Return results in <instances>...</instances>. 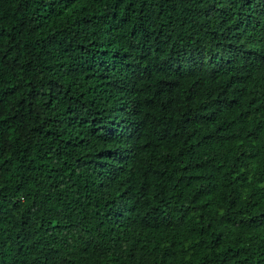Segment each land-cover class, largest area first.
<instances>
[{
    "label": "trees",
    "instance_id": "trees-1",
    "mask_svg": "<svg viewBox=\"0 0 264 264\" xmlns=\"http://www.w3.org/2000/svg\"><path fill=\"white\" fill-rule=\"evenodd\" d=\"M241 2L0 0V264H264Z\"/></svg>",
    "mask_w": 264,
    "mask_h": 264
},
{
    "label": "clouds",
    "instance_id": "clouds-1",
    "mask_svg": "<svg viewBox=\"0 0 264 264\" xmlns=\"http://www.w3.org/2000/svg\"><path fill=\"white\" fill-rule=\"evenodd\" d=\"M235 2L236 8H238L239 12L244 13L245 12V7L242 4L241 0H232ZM252 38V36H247L246 38L243 39L245 44H248L249 40ZM261 56L264 57V48L261 50Z\"/></svg>",
    "mask_w": 264,
    "mask_h": 264
}]
</instances>
